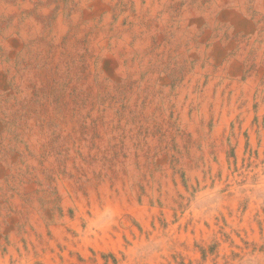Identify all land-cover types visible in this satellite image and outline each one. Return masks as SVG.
<instances>
[{"label":"rangeland","instance_id":"374dc122","mask_svg":"<svg viewBox=\"0 0 264 264\" xmlns=\"http://www.w3.org/2000/svg\"><path fill=\"white\" fill-rule=\"evenodd\" d=\"M0 264H264V0H0Z\"/></svg>","mask_w":264,"mask_h":264}]
</instances>
